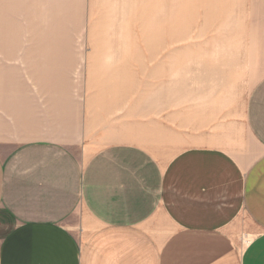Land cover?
<instances>
[{
    "label": "crops",
    "instance_id": "obj_1",
    "mask_svg": "<svg viewBox=\"0 0 264 264\" xmlns=\"http://www.w3.org/2000/svg\"><path fill=\"white\" fill-rule=\"evenodd\" d=\"M246 2L264 56V0ZM19 24L0 6V39L17 38ZM3 59L0 93L18 84L2 79L14 72ZM52 102L44 121L0 117V264H264V78L237 121L248 141L229 121L182 133L164 116L138 133L130 118ZM184 136L195 144L165 161ZM242 233L252 236L243 251Z\"/></svg>",
    "mask_w": 264,
    "mask_h": 264
},
{
    "label": "rangeland",
    "instance_id": "obj_2",
    "mask_svg": "<svg viewBox=\"0 0 264 264\" xmlns=\"http://www.w3.org/2000/svg\"><path fill=\"white\" fill-rule=\"evenodd\" d=\"M246 3L1 0V10L20 27L17 38L0 39L4 72L14 66L2 79L18 83L0 93V117L13 123L16 115L33 113L44 121L57 100L68 102L77 117L130 118L138 133L146 120L164 116L180 123L182 133H205L229 121V132L248 141L237 121H243L251 91L264 78V56L263 46L250 44L255 22ZM11 4L26 13L13 12ZM25 134L30 137L29 130ZM174 139L165 161L177 146L195 144L185 136ZM242 142L234 154L246 152ZM250 238L240 234L242 251Z\"/></svg>",
    "mask_w": 264,
    "mask_h": 264
}]
</instances>
